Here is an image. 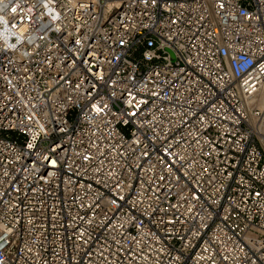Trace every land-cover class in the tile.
Instances as JSON below:
<instances>
[{
	"label": "built area",
	"instance_id": "built-area-1",
	"mask_svg": "<svg viewBox=\"0 0 264 264\" xmlns=\"http://www.w3.org/2000/svg\"><path fill=\"white\" fill-rule=\"evenodd\" d=\"M0 264H264V0H0Z\"/></svg>",
	"mask_w": 264,
	"mask_h": 264
}]
</instances>
